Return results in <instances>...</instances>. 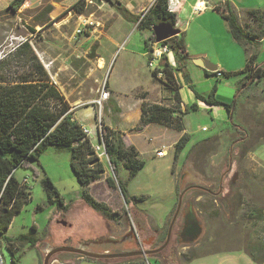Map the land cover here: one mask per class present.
I'll return each mask as SVG.
<instances>
[{
  "label": "rangeland",
  "instance_id": "rangeland-1",
  "mask_svg": "<svg viewBox=\"0 0 264 264\" xmlns=\"http://www.w3.org/2000/svg\"><path fill=\"white\" fill-rule=\"evenodd\" d=\"M9 1L0 0V60L7 61L3 69L5 77L10 82H16V75L23 73L25 59L23 56L16 57L14 50L28 40L37 60L60 94L61 103L67 108L66 113L72 115L76 110V117L90 129L91 143L100 145L98 136L109 128L117 131L125 144L128 142L137 147L145 162L144 167L130 180L124 167L119 176L128 180L131 195H145V200L138 203L137 208L146 218V223L157 230V243H161L166 234L167 221L175 206L176 186L178 190H183L187 185L194 184L220 194L217 198L216 194H201L194 189L187 192L166 249L154 257H140L129 264H185L196 255L215 251L248 252L250 246L264 237V222L255 217L257 210L264 211V164L252 153L254 147L264 142V81L252 82L247 91L238 94L235 87L238 77L212 76V71L207 68L205 74L189 57L205 56L211 65H215V61L232 65L235 61L234 49L241 47L235 45L224 19L209 6V3L216 4L221 9L223 0L208 2V8L199 14H190L188 7L178 10L175 25L184 32L186 72L194 90L205 96L214 89L213 97L224 103L233 102L236 97L234 108L232 105L233 122L246 125V141L237 143L231 151V142L242 138V133L235 124L229 129L230 117L223 107L216 111L201 107L182 117L184 130L180 133H187L189 141L176 158L172 143L178 133L155 124L145 130L135 129L140 115L137 98L142 94L148 102L169 106L174 102L171 86L164 84L166 79H161L163 83L153 80L152 71L159 66V60H153L149 65L143 45L144 39L153 37L152 33L137 29L136 23L124 19L116 9V6L124 7L120 1L113 0L111 6L104 3L103 11L85 6L73 9L72 6L79 0H26L16 11H12L8 8ZM229 1L242 24H247L248 21L242 17L245 18L249 7L246 3H251V0ZM146 10L136 14L142 16ZM106 11L114 13V16L110 15L111 21L104 20L102 12L105 14ZM66 12L68 16L59 19ZM80 16L98 23L84 29L80 25ZM78 28H83L80 33H76ZM30 29L35 32L31 33ZM83 36L88 38L82 39ZM257 55V63H263L264 41L258 47ZM100 57L104 60L101 66ZM167 60L173 62L172 54L167 56ZM108 83L127 95L116 98L117 102H123L118 108L107 89ZM141 88L149 95L138 90ZM102 92L107 95L99 105L96 101ZM179 95L181 102L187 106L197 102L182 78ZM87 99L91 100V107L86 106ZM161 146L167 152L158 157L155 151ZM99 159L105 166V172L101 179L95 181L97 183L90 193L97 200L106 199L107 202H102L111 209L117 208L114 211L119 215H115L113 220L106 219L81 199V186L71 170L70 154L66 149L49 146L37 162H30L29 167H19L14 171L19 182L25 181L30 198L13 216L0 239H14L25 234L37 240L33 247L29 243L19 245L17 264H39L50 244L52 247H80L81 244L109 236L110 231L113 235L120 234L126 217L131 222L130 213H124L125 205L119 190L110 188L105 181L107 176L112 175L107 156L102 155ZM45 177L50 179L64 199L65 210L57 209L48 201L41 184V179ZM187 204L196 214L200 235L192 242L180 239L177 244L176 233ZM113 221L116 225L113 227L110 224L109 230L107 222ZM1 252L5 264H11L13 259L16 261V256L4 244ZM53 259L57 260L53 264H99L95 261L89 263L70 253H58L51 257ZM118 264H127V261Z\"/></svg>",
  "mask_w": 264,
  "mask_h": 264
},
{
  "label": "trees",
  "instance_id": "trees-1",
  "mask_svg": "<svg viewBox=\"0 0 264 264\" xmlns=\"http://www.w3.org/2000/svg\"><path fill=\"white\" fill-rule=\"evenodd\" d=\"M25 1L10 0L8 8L16 11ZM104 1L114 4L113 0ZM84 5V0H79L72 8L79 9ZM116 9L125 19L136 23V28L141 30H151V27L162 22L172 26H175L176 23V14L168 11L167 0H153L142 16L131 15L125 8L120 6H116ZM215 10L220 13L227 23L231 38L246 52L250 51L245 66L240 71H219L221 76L226 78L244 73V78L237 86V93L239 94L243 92L248 82L259 81L264 77V63H255L258 56L259 41L264 36V10H248L246 13L247 24H240L237 16L229 7L216 8ZM30 31L31 33L35 32L32 29ZM182 36L180 33L162 42L171 51L174 66L170 65L166 56H163L159 60L162 77H157L158 69L152 71L153 78L158 82H162L161 79L165 78L166 82L164 84L171 86L174 103L169 106L148 102L142 94L140 96L142 102L140 104L139 120L135 126L137 131L143 130L149 124H158L178 132L184 130L182 117L189 111H196L197 104L193 103L190 106H185V109H181L180 84L177 82V74L181 76L182 81L193 92L197 101L208 105L221 106L227 111L230 121L233 117L232 105L234 108L236 97L233 102L224 103L213 97L214 89L205 96L194 90L191 79L186 72L187 53L183 47ZM152 41L153 38H150L143 42L147 52H149ZM14 55L18 58L23 56V59H25L22 64L25 69L23 73L16 75V82H10L5 77L6 73H3V69L7 61L6 59L0 60V235L2 236L4 230L9 227L13 216L22 210L24 204L30 198V192L25 185V181L19 182L14 176V171L19 167H29L30 162H37L49 146L69 151L71 170L81 186V199L106 219L113 220L114 216L119 214L105 202L94 198L89 190L90 185L101 179L105 172L104 164L94 153L93 143L83 133L82 125L72 118L70 112L66 113L67 108L61 103L60 94L51 83L44 67L37 60L28 40L17 45ZM242 135V138L231 142L233 145L231 151L234 149V145L246 141L247 134L245 130ZM98 139L99 143L103 145L112 171V175L105 178L107 185L110 188L119 190L125 205L124 213H130L131 219L137 221L141 228H146V218L140 214L137 208L138 203L144 201L146 197L145 195H131L127 187L128 180L134 178L144 167V160L133 145L124 143L117 131L106 128L105 133L100 135ZM188 141L189 135L185 132L176 140L173 148L175 158L181 153ZM122 167L128 171V180H123L119 176ZM41 184L48 201L55 204L57 209L65 210L64 199L57 193L50 179L48 177L41 179ZM187 187L189 188H187L188 190L183 194V197L193 189L201 194L203 192L212 194L211 190L201 186L191 188L187 185ZM181 191L176 186V201ZM217 198H220L219 193ZM129 208L130 211H128ZM174 209L175 206L171 211V216ZM255 214L257 220L264 222V211L257 210ZM171 216L167 221L168 224ZM2 238L8 244L6 247L13 256H16V261L13 259L11 264H17V260L20 258V254H18L19 245L29 243L33 247L37 243L35 238L25 234L14 239ZM164 240L165 236L162 238L161 243ZM248 254L253 261L263 264L264 237L255 245L250 246ZM96 262L101 264L104 260ZM39 264H42V261Z\"/></svg>",
  "mask_w": 264,
  "mask_h": 264
},
{
  "label": "crops",
  "instance_id": "crops-1",
  "mask_svg": "<svg viewBox=\"0 0 264 264\" xmlns=\"http://www.w3.org/2000/svg\"><path fill=\"white\" fill-rule=\"evenodd\" d=\"M118 1H120V3H122V5L124 6L123 8H125L128 12H129V14H131V15H137L136 13H137V11H141V10H143V9H145V8H149V6L151 5V3L153 2V0H118ZM122 1V2H121ZM210 1H213V0H177V5H176V7H175V10H174V13L176 14V23L175 24H177V13H178V10H180V9H182V8H185V7H188V9L190 10V14H192L193 12L194 13H200L201 12V10H203L204 8H206L207 7V3L208 2H210ZM246 1H249V0H246ZM221 2H224V5L223 6H220V7H222V8H226V7H229L230 9H231V11L233 12V13H235L234 11H236V9H235V7L232 5V3L229 1V0H223V1H221ZM104 3H108V2H105V1H99V0H96L95 2H94V5H91V6H85V8L86 7H94V8H97V10H101V11H103L101 8H102V6H103V4ZM110 6L112 5V4H110V3H108ZM186 4V5H185ZM230 5H232L233 7L231 8L230 7ZM246 5H248L249 7H247V9H246V12H245V18L244 17H242L243 19H245L246 20V13H247V11L248 10H250V9H260V10H264V0H251V3H246ZM209 6L212 8V9H216L217 7V5L216 4H211V3H209ZM208 8V7H207ZM218 12V11H217ZM237 12V11H236ZM219 13V12H218ZM198 14H196V15H198ZM105 15V19L104 20H107V21H111L112 20V17L111 16H114V13L113 12H111V11H109V12H105V14H103V12H102V16H104ZM111 15V16H110ZM121 15V14H120ZM219 15H220V13H219ZM235 15L237 16V18H238V20H239V15L237 14V13H235ZM63 16V15H62ZM122 16V15H121ZM221 16V15H220ZM123 17V16H122ZM78 18H80V25H82V22L83 21H92L93 22V26L96 24V23H98V22H96L95 20H93V19H84V18H82L81 16L80 17H78ZM124 18V17H123ZM125 19V18H124ZM127 20V19H126ZM127 21H129V22H131V23H133L134 24V22H132V21H130V20H127ZM225 21V20H224ZM226 23V22H225ZM239 23L240 24H242V21H240L239 20ZM136 25V24H135ZM226 25H227V23H226ZM175 27H176V25H175ZM86 28H91V26L90 27H84V29H86ZM78 29H83V28H78ZM149 32H150V34L152 33V35H153V32L152 31H150V30H148ZM179 33H181L182 35H183V33L184 32H181V31H179ZM88 38V36H83L82 37V39H84V38ZM151 38V36H149L147 39H144V41L145 40H149ZM153 38V40H154V36L152 37ZM233 40V39H232ZM143 41V42H144ZM234 41V40H233ZM263 41H264V36L261 38V40L259 41L260 42V44H259V46H261L262 44H263ZM235 42V41H234ZM235 45H238V46H240L239 44H237L236 42H235ZM241 47V46H240ZM236 49H234L235 50V52H234V54H235V61L233 62V64L232 65H229L227 62H221V61H215L214 63H215V69H213V70H211L212 72L210 73V75H214V76H216V74H215V72L216 71H220V72H236V71H240L241 69H243L244 68V66H245V62H246V58H247V55H248V53L250 52V51H248V52H246L245 50H244V48L243 47H241V49H239V48H237V47H235ZM145 51H146V54H147V57H148V63H149V58H150V56H149V54H148V52H147V50L145 49ZM172 54V53H171ZM100 56V55H99ZM200 58L201 59H203V60H205V61H207L208 62V59H207V57H205V56H200ZM100 60L103 62V64H104V60L102 59V57H100ZM257 60V59H256ZM172 63H174V60H173V62ZM255 63H257V61H255ZM264 63V62H263ZM257 64H259V63H257ZM262 64V63H261ZM159 65V64H158ZM196 65V64H195ZM197 68H201V69H203V71H204V73L206 74L207 73V71H206V69L204 68V67H201V66H196ZM155 68H157V69H161V66L159 65V66H157V67H155ZM154 68V69H155ZM178 77V79H177V82L180 84V86H181V78H180V76H179V74H177L176 75V78ZM224 77V76H223ZM231 77H238V82L236 83V88H237V86H238V84L241 82V80L244 78V73L243 74H239V75H233V76H231ZM224 78H226V77H224ZM228 78H230V77H228ZM155 78H153V80H154ZM156 80V79H155ZM260 81H264V77L260 80ZM251 86V83H247L246 84V86H245V88H244V90H243V92L246 90H248L249 89V87ZM107 89H108V91H109V93L110 94H112V96H113V103H114V105H116L117 106V108L118 107H120V105L121 104H123V102H117V100H116V98L118 97H121V96H127V95H125L123 92H121V91H117L116 89H114V88H112V86L108 83V85H107ZM156 89H159L158 87H156ZM139 91H141V92H147L148 94H147V96L149 95V92L147 91V90H145V89H138ZM159 92H158V94L160 95V90H158ZM242 92V93H243ZM137 93V91L135 92V94ZM140 98V97H139ZM139 98H137V100H139V103H138V108H139V105H140V102H141V99H139ZM91 102V100L90 99H87L86 101H85V103H88L86 106H89V107H91L90 105H89V103ZM196 104H197V109L198 108H201V107H203V108H206V109H209V110H211V111H216L217 109H219V107H221V106H218V105H208V104H205V103H203V102H201V101H197L196 102ZM184 106H187V105H185V104H183V102H181V109H185L184 108ZM190 106V105H189ZM138 112V114L140 113V108H139V111H137ZM72 118L74 119V120H76L80 125H82V126H84V127H86V128H88L84 123H82L77 117H76V110L72 113ZM230 120V119H229ZM228 123H230V128L229 129H231L232 128V124H235L236 126H237V129H239V131L243 134V132H244V130H246L245 128H246V125L244 124V123H240V124H238V123H234L233 122V117H232V119H231V121L230 122H228ZM149 125H154V124H149ZM149 125H147L143 130H145ZM155 125H157V126H161V125H158V124H155ZM161 127H163V128H166V129H168V130H171V131H174V130H172V129H170V128H167V127H164V126H161ZM204 128V127H203ZM202 128V129H203ZM89 129V128H88ZM90 130V129H89ZM174 132H176V133H178V135H176L175 136V138H174V140H173V143L172 144H174L176 141L175 140H177L181 135H182V133H180V132H178V131H174ZM182 132V131H181ZM126 144L127 145H133V144H131V143H128V142H126ZM136 149H137V147L135 146V145H133ZM161 147H163V146H161ZM165 148V147H164ZM172 150H174L173 149V147H172ZM137 151H138V153H139V150L137 149ZM166 151H167V149H166ZM252 153L261 161V162H263V164H264V142H261V143H259L256 147H254V149H253V151H252ZM139 155H140V153H139ZM163 157V156H162ZM100 181H102V180H100ZM95 183H97V182H94V183H92L91 185H90V191L92 192V188H93V186L95 185ZM105 190H107V186H105V188H104ZM186 190V189H185ZM110 195L112 196L113 195V193H112V191L110 190ZM102 201H106L107 202V200L106 199H101ZM175 202H176V194H175ZM185 207V209L183 210V212H182V216H181V223H183V225L185 226V239H182L183 241H193V239H197V237H199V235H200V233H199V226H198V220H197V217H196V214H195V212H194V210H193V208L190 206V205H186V206H184ZM181 208V207H180ZM113 210H116L117 208H112ZM167 216V215H166ZM64 225H65V223L64 222H62ZM108 223V225L109 224H112V226L114 227L115 225H116V223L115 222H112V223H109V222H107ZM163 223V222H162ZM161 223V224H162ZM114 236L115 235H113L112 234V232L110 231V235L109 236H107V237H105V238H103V239H101V240H99L98 239V241H97V243H101V244H104V246H102V247H100L99 249H108V248H115V249H119V248H121V247H119V246H115V247H110V246H106L105 244H110V245H114V244H116V242L115 241H113V238H114ZM92 244H95V242L93 243L92 242ZM50 248H52V245L50 244V246H49ZM98 248H96V250H97ZM115 249H113V250H115ZM95 250V249H94ZM157 261V260H156ZM57 263V260L56 259H53L52 260V262H51V264H53V263ZM90 263V262H89ZM79 264H81V263H79ZM185 264H258V263H256L255 261H253L252 259H251V257L249 256V254H248V252H245V251H242V250H232V251H230V250H221V251H215V252H211V253H206V254H202V255H196V256H194V257H192V258H190L188 261H186V263ZM263 264H264V262H263Z\"/></svg>",
  "mask_w": 264,
  "mask_h": 264
},
{
  "label": "flooded vegetation",
  "instance_id": "flooded-vegetation-1",
  "mask_svg": "<svg viewBox=\"0 0 264 264\" xmlns=\"http://www.w3.org/2000/svg\"><path fill=\"white\" fill-rule=\"evenodd\" d=\"M189 186L191 188L199 187V185H194V184H190ZM187 188H189V187L186 186L184 188V189H186L185 192L188 190ZM212 194L218 195V192H212ZM128 217H130V215ZM129 219L131 220V222H130L131 224L129 223V221L126 217L125 221H124V225H123L124 228L122 229L120 234H117L114 236L113 241H115L116 244H114V245L105 244L106 246H110V247L119 246L121 248H119V249L113 248L115 250H113L112 248L99 249L100 247L104 246V244L97 243L98 240L93 241V243L95 242V244H92V242L90 241V242L81 244V246L85 247L86 249H88L90 251H94V252L117 253V252H138V251L151 252L153 250H156L157 248H159L163 244V242L157 243V230L156 229L152 228L149 224L146 225L147 226L146 228H141L137 221L135 222L134 219H131V217ZM109 225H108V227L110 230ZM180 239H185V226L183 225V223H181L179 225V229L176 233L177 244H179ZM99 240H101V239H99ZM166 247L157 253H149L148 256L154 257L157 254H161L166 249ZM96 248H98V249L96 250ZM140 257H144V256L140 255V256L121 257V258H114V259H105L104 262L101 264H118L122 261H127V264H129L130 261L137 259V258H140ZM84 259L88 260V262L98 261V260L89 259V258H84ZM50 261L52 262L51 258H50ZM51 262H50V264H51ZM109 262H111V263H109Z\"/></svg>",
  "mask_w": 264,
  "mask_h": 264
},
{
  "label": "water",
  "instance_id": "water-1",
  "mask_svg": "<svg viewBox=\"0 0 264 264\" xmlns=\"http://www.w3.org/2000/svg\"><path fill=\"white\" fill-rule=\"evenodd\" d=\"M68 16V12H66L63 16H61L59 19H63ZM151 31L153 32L154 36V41L156 43H159L161 41H164L168 38H171L173 36H176L179 34V29L176 28L175 26H172L168 23H159L157 25H154L151 27ZM191 60L193 61L194 64L197 66H201L204 68H207L209 70L215 69V65H211L209 62L201 59L199 56H189ZM185 192V189L182 190L176 201L175 209L174 212L171 216L170 222L167 227L166 235H165V240L163 244L157 248L156 250H153L151 252L147 251H138V252H117V253H101V252H94L86 249L83 246L80 247H70V246H58V247H52L49 250L46 251L42 264H49L50 258L58 253H70V254H76L78 256H81L83 258H89V259H94V260H105V259H114V258H121V257H131V256H148L149 253H157L161 251L163 248H165L171 237V232L173 225L175 223V220L178 216V213L180 211L181 203H182V197Z\"/></svg>",
  "mask_w": 264,
  "mask_h": 264
},
{
  "label": "built area",
  "instance_id": "built-area-1",
  "mask_svg": "<svg viewBox=\"0 0 264 264\" xmlns=\"http://www.w3.org/2000/svg\"><path fill=\"white\" fill-rule=\"evenodd\" d=\"M95 1L96 0H84V4H85V6H91V5H94ZM99 1H104V0H99ZM176 5H177V0H167L168 11L174 12ZM92 25H93L92 21H83L82 22V26H84V27H90ZM80 32H81V29L76 30V33H80ZM162 42L163 41L156 43L154 40L151 42L150 49L148 52V54L150 56L149 63H148L149 65H151V62L153 60H160L163 56H166V58H167V56L169 54H171V51L169 50L168 46ZM170 65L174 66V63H170ZM155 69H157V68H155ZM156 75L158 78L162 77L163 74L160 71V69H158ZM216 76H221L219 71H216ZM106 95H107L106 92H102V94L100 95V98L96 101V103H98L100 105L101 101L106 99ZM82 131L86 136H88V137L90 136L91 131L88 128L82 126ZM98 138H100V135L98 136ZM92 146H93L94 153L96 154V156L98 158H100V156H102V155H106L102 144H100V145L93 144ZM166 152H167L166 148L160 147L159 149H157L155 151V155L158 157H162L166 154ZM3 244L5 246L8 245L4 240L0 239V264H5L3 254L1 252V246Z\"/></svg>",
  "mask_w": 264,
  "mask_h": 264
},
{
  "label": "bare ground",
  "instance_id": "bare-ground-1",
  "mask_svg": "<svg viewBox=\"0 0 264 264\" xmlns=\"http://www.w3.org/2000/svg\"><path fill=\"white\" fill-rule=\"evenodd\" d=\"M101 65H103V62L102 61H100V63H99V66H101Z\"/></svg>",
  "mask_w": 264,
  "mask_h": 264
}]
</instances>
